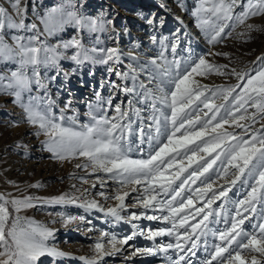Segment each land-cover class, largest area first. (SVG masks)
<instances>
[{
	"label": "snow or ice",
	"instance_id": "obj_1",
	"mask_svg": "<svg viewBox=\"0 0 264 264\" xmlns=\"http://www.w3.org/2000/svg\"><path fill=\"white\" fill-rule=\"evenodd\" d=\"M12 7L19 20L0 5V63L13 62L18 67L9 74L0 73V93L13 96L14 102L24 109L27 121L38 127L36 135L47 137L44 144L53 158L63 161L83 157L84 163L77 164V168L108 174V178L115 180L121 189L129 185L142 186L131 189L137 193L133 207L158 208L167 212L163 216L147 215L143 211L123 216L121 211L127 208L124 201L129 192L118 189L114 199L119 204L108 208L107 214L116 221H126L137 231L122 239L111 235L107 241L109 251H105V243L96 242L93 247L96 255L79 259L84 264H101L105 256L121 251L117 244L127 245L136 235H145L150 240L158 236L173 237L171 242L158 246L159 251L173 250L176 254L175 259L166 257L168 264H194L193 258L200 250L205 257L198 264H264V123H261L264 121V57L257 58L262 66L255 74L240 73L235 69L227 72V65L212 64L203 56L180 71V61H169L163 50L158 57L143 64L137 61L138 67L129 65L126 72L110 66L108 72H114L121 82L113 80L109 83L112 94L105 102L107 108L101 110L99 104H89L86 114L89 122L77 126L74 109L73 116L64 115L65 110L71 108V100L65 104L59 117L53 114L55 101L47 94L48 83L41 78L40 66L58 67L63 56L58 50L61 47L77 48L78 51L70 57L77 63L92 60L115 65L122 63V53L118 48L100 49L101 58L96 60L75 38L49 47L40 41L41 33L36 24L26 25V10L20 8V0H14ZM193 15L197 17L198 26L208 34L209 43L215 44L230 25H243L249 18L264 16V0H200ZM42 23L47 35L62 30L65 23L87 27L89 31H102L105 27L101 20H82L75 12L61 7L52 8ZM147 23L153 25L154 21L149 19ZM255 27L247 25L250 31ZM6 28L31 31L34 35H12L13 43L9 44L5 40ZM152 40L156 42V37L153 36ZM175 50L176 45H173L172 52ZM91 51L97 52L96 49ZM29 67L31 76L26 71ZM139 73L146 75L147 83L139 78ZM213 73L235 75L239 82L233 87H209L195 79ZM64 76L67 79L68 74ZM127 81H131L130 86ZM33 85L37 90H44L45 94L29 96L25 102L24 93H30ZM116 93L133 95L137 103L145 104L149 123H144L141 109L134 107L133 100L128 101L126 108H122L123 101L113 105ZM217 99L223 103L217 104ZM97 100H101L99 93ZM107 109H112L115 115L109 116ZM129 110L141 121L135 129L129 119ZM257 124H260L259 128ZM226 125L232 131H228ZM144 144L149 148L147 158H131L130 153L142 150ZM97 179L103 186L104 179ZM197 181L200 185L191 187ZM238 182V191L243 190L242 198L231 200L229 193ZM99 195L105 194L100 192ZM217 201L219 204L212 209L211 205ZM75 202L76 198L66 194L48 199L9 198L0 194V264H41V258L45 256L54 259L68 257V253L48 243L54 234L52 229L21 217L19 213L38 204ZM198 203L201 206L198 207ZM225 205L231 207L225 208ZM79 206L86 211L93 208L104 211L94 200ZM10 207L15 215L10 212ZM141 217L163 219L171 227L156 231L149 229L145 233L133 223ZM76 219L63 218L65 225ZM79 219L84 220L83 217ZM190 219L196 222L191 223ZM246 221L248 229L244 227ZM217 224H223V227H214ZM102 236L108 237L109 233ZM209 237L219 242L210 244ZM154 251L153 248H134L131 255H151Z\"/></svg>",
	"mask_w": 264,
	"mask_h": 264
},
{
	"label": "rangeland",
	"instance_id": "obj_2",
	"mask_svg": "<svg viewBox=\"0 0 264 264\" xmlns=\"http://www.w3.org/2000/svg\"><path fill=\"white\" fill-rule=\"evenodd\" d=\"M13 2L14 0H0V5L5 7L14 19L19 20L12 7ZM199 4L200 0H20V8L26 10L24 12L26 25L36 24L37 31L41 33L40 41L43 44L54 47L75 38L81 42L84 49L89 50V55L96 60L101 58L100 49L118 48L122 53V63L115 65L112 62L109 64L94 63L92 60L77 63L70 59L78 51L77 48L63 49L61 47L58 49L63 53L58 67L40 66L39 68L41 78L48 83L47 94L55 101L53 114L59 117L61 110L65 109V104L71 100V108L65 110L64 115L73 116L74 109L77 118L76 125L88 123L89 117L86 114L89 111V104L93 106L99 104L101 110L106 109L105 102L112 94L109 83L113 80L117 83L121 82L114 72L112 74L108 72L110 66L126 72L129 71V65L138 67L137 61L143 64L149 59L158 57L162 50L169 61L173 59L180 61V71H184L192 61L203 56L212 64L227 65V72L235 69L240 73L255 74V71L262 66L257 58L264 57V16L249 18L243 25H230L225 29L223 38L212 44L209 43L208 34L198 26L197 17L193 15ZM57 7L75 12L82 20H101L105 22L104 30L89 31L87 27L65 23L62 30L54 35H47L44 32L42 19L52 8ZM179 14H185L189 17V21L179 20ZM149 19L154 21L153 25L147 23ZM248 24L256 26L255 30L250 31L247 28ZM12 35L31 36L34 33L6 28L5 40L9 44L13 43ZM153 36L156 37V42H153ZM173 45H176L174 53L172 52ZM92 49H96L97 52H92ZM218 53L220 55H217ZM225 53L227 55H223ZM133 57L136 60H133ZM17 67L18 65L13 62L0 63V73L9 74ZM26 71L31 76V68L29 67ZM58 71L59 74H57ZM65 73L68 74L67 79H65ZM53 76L55 79H50ZM139 78L147 83L144 73H139ZM195 79L209 87H233L239 82L235 75L215 73L206 77H195ZM127 83L131 85V81ZM97 93L101 97L100 101L97 100ZM44 94V90H37L33 85L30 93H24V101L27 102L29 96H44ZM129 100H133L135 108L141 109V116L145 118L144 123L148 124L149 113L146 105L137 103L133 95L116 93L113 96V105L123 101L122 108H126ZM216 103H223V100L217 99ZM107 113L109 116L115 115L112 109H107ZM129 119L133 122V129L141 123L131 110H129ZM256 127L259 128L260 124ZM225 128L232 131L228 125ZM37 131L38 127L27 121L24 109L14 102V97L0 93V194L20 199L24 197L48 199L65 194L76 198L75 203L38 204L36 207L22 209L19 213L21 217H26L52 229L54 234L49 238L48 243L69 254L64 258L42 257L41 264H84V261L79 258H91L96 255L93 251L96 242L105 243V251H109L110 245L107 241L111 235L122 239L137 231L126 221H116L107 214L108 208L119 204V201L114 199L118 189L129 192V196L124 201L127 208L121 211V215L127 216L131 212L139 214L142 211L147 215L167 214L166 210L162 212L158 208L145 210L139 206L133 207L137 193L132 192L131 189L133 187L142 188V186L129 185L121 189L115 180L108 178V174L100 171L92 172L90 168L87 171L77 168V164L84 163L83 157L63 161L53 158L44 144L47 137L43 134L36 135ZM141 148L140 151L131 152V158H147L148 145L144 144ZM97 177L104 179L103 186ZM84 180L88 182L84 183ZM93 184L95 187L92 186ZM33 185H39V187H33ZM198 185L200 181L191 187L195 188ZM238 189H240L239 182L229 193L231 200L242 198L243 190L238 191ZM100 192L105 195H99ZM93 200L98 202L104 211L97 208L86 211L85 208L79 206ZM201 203L197 206H201ZM217 204L219 201L211 205V208L215 209ZM230 207L231 205H225V208ZM9 210L15 215L11 207ZM66 217L77 219L65 225L63 218ZM80 217L84 220L81 221ZM209 219L211 220L212 217ZM190 222L195 223L196 221L190 219ZM133 223L145 233L149 229L156 231L171 227V224L163 219L148 220L141 217ZM214 227L221 228L223 224H217ZM244 227L249 228L247 221ZM105 232L109 233L108 237L102 236ZM172 240L173 237L169 236H158L155 240H150L145 235H136L127 245L117 244L121 251L105 256L101 264H168L166 257L172 256L175 259L176 254L173 250L167 253L159 251L158 246L166 245ZM208 240L210 244L219 242L213 241L211 237ZM134 248H153L155 251L151 255H131ZM204 257L205 253L202 250L197 251L196 257L193 258L194 264H198V261Z\"/></svg>",
	"mask_w": 264,
	"mask_h": 264
},
{
	"label": "bare ground",
	"instance_id": "obj_3",
	"mask_svg": "<svg viewBox=\"0 0 264 264\" xmlns=\"http://www.w3.org/2000/svg\"><path fill=\"white\" fill-rule=\"evenodd\" d=\"M178 19L183 20L184 22L189 21V17H186L185 14H179Z\"/></svg>",
	"mask_w": 264,
	"mask_h": 264
}]
</instances>
